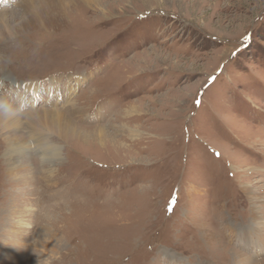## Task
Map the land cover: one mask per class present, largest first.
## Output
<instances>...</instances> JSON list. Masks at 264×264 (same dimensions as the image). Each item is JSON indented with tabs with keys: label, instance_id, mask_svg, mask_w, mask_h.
<instances>
[{
	"label": "rangeland",
	"instance_id": "rangeland-1",
	"mask_svg": "<svg viewBox=\"0 0 264 264\" xmlns=\"http://www.w3.org/2000/svg\"><path fill=\"white\" fill-rule=\"evenodd\" d=\"M25 1L0 0V264H264V0H62L57 29Z\"/></svg>",
	"mask_w": 264,
	"mask_h": 264
},
{
	"label": "bare ground",
	"instance_id": "bare-ground-1",
	"mask_svg": "<svg viewBox=\"0 0 264 264\" xmlns=\"http://www.w3.org/2000/svg\"><path fill=\"white\" fill-rule=\"evenodd\" d=\"M90 1L91 0H88L87 2L90 3ZM49 2H51V3L54 2V4L57 6L55 10H52V11L46 10V7H47ZM21 5H22L23 13L26 16L25 23H24L25 27L29 26L32 29H37V28L49 29L52 27L53 29H55V28L57 29V27H60L61 23L63 22L62 17L65 15V13H64V7H63L64 5L62 3V0H26L25 4H21ZM23 27L24 26L20 27L18 29V31H21V29ZM15 112H16L15 109L11 105H9L5 100L0 98V116L3 118V121H2L3 123L7 118H10L12 121L17 119L16 117H14ZM44 112H45L44 113L45 118L44 117L43 118L46 119V118H48V113H47L48 110H45ZM51 115L55 121H52V122L50 121V124H53L54 122L60 123L59 125H54V126H56V130H57L58 134L60 136H62V138L63 137L65 138L67 136V134L69 133V128L72 129V127L70 125H68L69 127H67V125L63 123L66 121L65 114L63 112H61L60 110L55 109V110H52ZM37 120H38V118H37ZM34 127H35V125H34ZM104 133H105V131L101 130L100 134L102 135ZM99 137H101V136L99 135ZM19 142L17 143L15 141H13V143L9 144V149H8L7 154H11V156H9V159H8V164H9L8 166H9V170L12 172H16L17 170H19L22 167L19 165V162L26 158L25 155H27V154L30 155L32 153V151L38 152L37 150H35L36 147H32V144L29 146L28 143H26V142L25 143L23 142L21 144ZM119 144H120L121 148H128V147H125V145H122L123 143L122 144L119 143ZM115 147H117V146L114 145V148ZM40 150H41V148H40ZM49 152L53 156L56 155V150L51 149V151H49ZM30 169H31V167H29V170ZM28 175H30V174L23 173L22 171H20V174H19L20 180L19 181L20 182H23L24 180L27 181ZM28 184H30L29 181H27V184H25V185L27 186ZM251 200L253 203L252 213L257 215V218H258V216L260 214L261 204L264 202V199L256 197L254 194H252ZM25 215L26 214H24L22 216H25ZM255 225L258 228H262V227H264V222L259 220V218H258ZM16 226L17 227L14 228V232H17L19 227H23V225L21 223H19Z\"/></svg>",
	"mask_w": 264,
	"mask_h": 264
},
{
	"label": "snow or ice",
	"instance_id": "snow-or-ice-1",
	"mask_svg": "<svg viewBox=\"0 0 264 264\" xmlns=\"http://www.w3.org/2000/svg\"><path fill=\"white\" fill-rule=\"evenodd\" d=\"M174 206H175V201H172L170 205V210H171V207H174Z\"/></svg>",
	"mask_w": 264,
	"mask_h": 264
}]
</instances>
